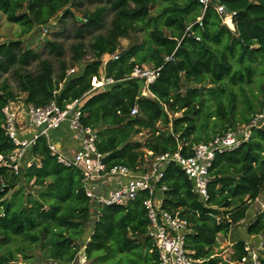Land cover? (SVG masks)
<instances>
[{"label":"trees","instance_id":"16d2710c","mask_svg":"<svg viewBox=\"0 0 264 264\" xmlns=\"http://www.w3.org/2000/svg\"><path fill=\"white\" fill-rule=\"evenodd\" d=\"M97 1L108 8L100 5L84 12L76 30L79 41L71 45L74 62L84 59L86 48L92 54L80 71L66 75L69 65L63 60L62 45L55 39L45 41L49 53L58 59L54 76L51 61L23 48L21 37L35 28H47L56 17L64 20L72 12L63 10L81 5L80 0H0L5 19L20 26L19 38L0 43V78L11 70L23 100L35 106L54 100L64 108L80 98V122L95 130L96 148L106 154L109 165L134 168L163 153L190 156L195 145L248 124L263 110L264 0H220L235 12L233 30L221 24L213 8L203 11L197 0ZM107 10L113 13L109 27L95 34L103 28ZM199 15L201 25L196 22ZM138 34H143L142 41ZM85 35H89L87 46ZM121 39L134 41L122 46ZM104 54L117 55L103 67L104 76L115 82L90 92L91 78L99 75ZM167 56L172 59L166 60ZM35 60L38 69L31 73L26 69ZM144 64L159 68L146 88L147 95L141 94L137 79L127 78L135 65ZM257 69L263 76L261 99L257 106L248 101L246 111H240L233 88L243 92ZM184 84L192 85L183 88ZM15 98L8 83L0 81V125L1 108ZM134 105L137 112L131 115ZM14 148L0 126V155L5 157ZM27 155L33 162L22 165L17 173L0 163V264H70L81 246L90 264H156L141 204L146 193L125 205L100 206L98 215L91 218L77 168L58 162L43 136ZM209 177L208 198L202 203L184 172L170 162L160 182L166 186L161 206L179 209L187 218L191 232L186 245L199 260L196 264L241 263L248 256L243 240L234 243L228 259L213 249L218 236L226 237L245 219L249 204L264 191V126L251 128L249 138L234 149L217 152ZM21 179L34 192H28ZM88 225L89 238L83 244ZM245 232L264 235V210L248 221ZM34 249L39 251L38 258L28 253ZM259 262L264 264V257L259 256Z\"/></svg>","mask_w":264,"mask_h":264},{"label":"built area","instance_id":"2783aa9c","mask_svg":"<svg viewBox=\"0 0 264 264\" xmlns=\"http://www.w3.org/2000/svg\"><path fill=\"white\" fill-rule=\"evenodd\" d=\"M197 2L201 4L203 11L209 7L213 8L221 18V24L233 30L232 17L235 12L228 10L220 0H197ZM201 17L202 15H199L196 19L199 25H201ZM188 29L189 26L186 30ZM116 58V54L102 55L101 66L104 67L109 59ZM165 59L171 60L172 56H167ZM74 72L75 68H68L66 75ZM158 74L159 68L135 65L127 78L142 81L141 94L147 95V86L155 80ZM114 82L112 77H105L103 71H99V75L91 78L89 91ZM80 102L81 99L77 98L61 108L54 100L41 106L27 103L20 98L9 100L1 108L3 119L0 126L15 148L5 157L0 155V163L11 168L15 173L22 165L29 166L34 159L26 157L27 151L38 137L43 136L47 140L50 153L56 156L58 162L68 167H75L80 171L84 194L88 197L92 208L91 218L98 215L100 206L125 205L142 193H146L141 204L146 212L147 236L151 239L156 252V264H196L199 262L192 256V251L186 245V236L191 232L187 218L180 214L179 209L169 211L161 206L166 186L160 182L165 167L170 162L178 165L191 181V191L200 202L205 203L208 198L209 168L215 154L234 149L249 138L251 128L264 126V108L255 113L248 124L217 134L209 141L195 145L190 156H182L178 152L163 153L145 159L143 163L134 168H129L123 164L109 165L105 162L106 154L99 152L96 148L95 133L90 127L83 126L80 122L82 115ZM136 112L137 108L134 105L130 114L134 115ZM21 118L24 120V126L21 125ZM62 123H66L68 129L78 139V148L70 156L59 153L48 137L49 131L58 128ZM24 128L30 132L28 138L22 137ZM147 153L150 155V152ZM244 260L245 258L242 259Z\"/></svg>","mask_w":264,"mask_h":264},{"label":"rangeland","instance_id":"374dc122","mask_svg":"<svg viewBox=\"0 0 264 264\" xmlns=\"http://www.w3.org/2000/svg\"><path fill=\"white\" fill-rule=\"evenodd\" d=\"M80 2L82 3L81 5L75 4L72 7H67L72 12V14L67 16L64 20L58 21V18L56 17L50 21V25L47 26V28H35L30 33L21 37L23 48H30L38 54L39 58H46L51 61L54 70V76H56L58 73V59L54 55L49 53L48 48L45 44V41L47 39H55L62 45L63 60L69 65L68 68H75L76 72L81 70L86 60L92 59L90 50L86 48V55L84 56V59L79 62H74L72 59L71 45L79 41V38L76 35V30L77 27L81 24L80 20L83 19L84 12H90L100 5H104L108 8V5H106L105 3H99L97 0H80ZM156 7L157 5H155L152 11L155 10ZM112 15L113 13L107 10L106 14L104 15L103 28L95 32V34L98 32L106 31V29L109 27ZM19 32L20 26L15 23L8 22L5 19L4 14L0 12V43L19 38ZM143 39V34H138V40L142 41ZM133 41L134 40L132 39H121V45L127 46ZM84 42L87 46L89 42V35H85ZM144 65L148 66V64ZM37 69V60H35L27 67L26 70L31 73H35ZM99 71H103V66L100 67ZM2 80L8 83L11 90L17 95V98H20L22 100L24 99V94L19 89L17 78L11 72V70L7 73L2 74L0 81ZM262 81L263 76L257 69L252 83L250 85H243V92L239 89L238 86L233 88V90L237 94V106L240 111H246L248 101L252 102L254 106H257L258 102L261 99L260 85ZM187 85L192 84H184L183 88H185ZM205 86L210 87L213 85L205 84ZM209 99L211 98L209 97ZM210 108L214 109L213 99H211ZM176 115H179V113H177ZM238 116H240V114H238ZM20 184L25 185L27 190H29L28 192H34L35 190V188L30 184L25 183L23 179L20 180ZM263 210L264 191L258 196L255 201L249 204L247 216L244 220L236 224L226 235V237L222 235L218 236L217 246H215L213 249L214 253L223 259H228L234 252V243L238 240H243L248 252L250 253L241 263L235 262L232 264H260L259 256L264 257V235H247L245 232V227L250 219H252L256 214L262 212ZM28 253L33 254L36 258L39 257V251L37 249H34L31 252L29 251ZM19 260H21V257H19ZM71 264H90V261L88 263V261L84 257L83 248L79 249L74 261Z\"/></svg>","mask_w":264,"mask_h":264},{"label":"crops","instance_id":"0c3cea01","mask_svg":"<svg viewBox=\"0 0 264 264\" xmlns=\"http://www.w3.org/2000/svg\"><path fill=\"white\" fill-rule=\"evenodd\" d=\"M21 125L22 126L25 125L23 118H21ZM29 136H30L29 130L24 128V130L22 131V137L28 138ZM48 137L49 140L55 144V147L58 150V152L61 153L62 155L70 156L78 148V139L76 135L68 129L66 123H62L58 128L50 130ZM26 157L30 158L28 155ZM90 230H91V226L88 225L85 228L83 237L81 239V242L83 244L88 240ZM80 248H83V246H81Z\"/></svg>","mask_w":264,"mask_h":264},{"label":"water","instance_id":"95a60500","mask_svg":"<svg viewBox=\"0 0 264 264\" xmlns=\"http://www.w3.org/2000/svg\"><path fill=\"white\" fill-rule=\"evenodd\" d=\"M66 10H68V8H65L63 11H66ZM137 83H138V85H139L140 88L143 87V82L142 81L138 80ZM93 133H95V130H93Z\"/></svg>","mask_w":264,"mask_h":264},{"label":"bare ground","instance_id":"6f19581e","mask_svg":"<svg viewBox=\"0 0 264 264\" xmlns=\"http://www.w3.org/2000/svg\"><path fill=\"white\" fill-rule=\"evenodd\" d=\"M229 25L232 26L230 22H229Z\"/></svg>","mask_w":264,"mask_h":264}]
</instances>
